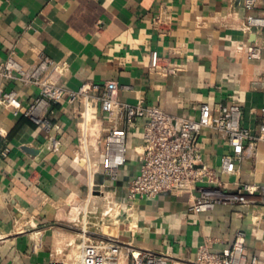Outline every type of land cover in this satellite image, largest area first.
I'll use <instances>...</instances> for the list:
<instances>
[{
  "label": "crops",
  "instance_id": "1",
  "mask_svg": "<svg viewBox=\"0 0 264 264\" xmlns=\"http://www.w3.org/2000/svg\"><path fill=\"white\" fill-rule=\"evenodd\" d=\"M163 14L170 17L166 34L153 23ZM249 16H264V0L252 9L246 0H0V64L14 51L31 71L45 54L54 65H64L62 73L51 75L69 90L115 80L122 102L158 105L190 118L199 117L202 102L215 108L236 103L243 110V125L258 132L264 108V26L247 28ZM253 46L262 48L261 60L249 58ZM154 54L185 67L174 76L154 73L149 68ZM3 87L16 89L24 107L41 91L19 80ZM82 108V99L52 104L46 115L57 128L48 130L24 109L0 105V264H49L57 249L75 251L80 239L72 221L86 213L90 222L99 221L108 195L127 200L128 183L138 173L135 147L143 122L128 128V162L120 179L111 182L100 165L104 142L96 137L88 148L97 164L94 174L75 160ZM94 123L97 135L105 136L108 122ZM200 145L205 160L218 167L227 152L221 137L205 129ZM237 167V176L229 180L238 177L263 191L264 142ZM190 207L185 190L137 199L119 237L170 255L179 264H196L201 244L221 252L243 228L247 254L264 264V192L249 206L219 204L199 214Z\"/></svg>",
  "mask_w": 264,
  "mask_h": 264
},
{
  "label": "built area",
  "instance_id": "2",
  "mask_svg": "<svg viewBox=\"0 0 264 264\" xmlns=\"http://www.w3.org/2000/svg\"><path fill=\"white\" fill-rule=\"evenodd\" d=\"M256 1L246 0V8L252 9ZM169 19L165 14L157 16L154 26L166 34L170 30L167 27ZM251 26H264V16H249L247 28ZM248 55L252 60H261L262 48L253 46ZM163 59L154 54L150 70L162 76H174L185 67ZM62 68L64 65H54L49 56L43 54L33 70H25L12 51L0 64V105L13 107L16 111L24 109V114L35 123L53 130L57 125L47 117V109L64 98L71 103L82 99L83 108L79 112L82 134L75 160L85 162L90 175L94 174L97 164L93 163L88 148L91 139L96 137L98 142H104L100 165L111 182L120 179L121 170L128 162V128L143 122V132L140 144L135 147L138 173L128 183L127 200L106 196L107 206L99 221L90 222L87 213L82 220H77L82 221L83 226L79 228L80 241L76 250L57 249L49 264H179L170 255L138 248L120 239V226L132 216L137 199L185 190L190 194V210L196 214L213 211L219 204L249 206L262 199L264 190L260 191L255 184L241 183L238 177L234 181L229 178L237 176V163L252 157L256 144L264 142V108L259 131L253 132L243 125V110L236 103L215 108L208 102H202L198 118L178 116L158 105L122 102L118 98L119 83L115 80L107 81L102 87L88 82L78 90H69L59 85L51 75L54 70L62 73ZM14 80L41 86L40 93L29 101L27 107H24L16 89L3 87L4 82ZM92 91H99V94L94 95ZM100 119L109 124L104 128L105 136L97 135L94 122ZM205 129L215 131L227 148L218 167L204 158L200 136ZM89 224L98 228L92 230ZM104 226H107L106 230ZM246 250L247 231L239 228L233 244L221 252L215 251L211 244H201L194 262L259 264V257L249 256Z\"/></svg>",
  "mask_w": 264,
  "mask_h": 264
},
{
  "label": "rangeland",
  "instance_id": "3",
  "mask_svg": "<svg viewBox=\"0 0 264 264\" xmlns=\"http://www.w3.org/2000/svg\"><path fill=\"white\" fill-rule=\"evenodd\" d=\"M78 219V218H77ZM80 220H82V218H80ZM94 223H96V221L94 222ZM72 224L73 225H75V229L77 230V231H80L79 230V228L81 227V226H83L82 224V221L81 222H78L77 220L76 221H72ZM89 226H90V229H92V230H96L97 228H98V226L97 225H93V224H89ZM104 229L106 230L107 229V226H104ZM108 229H109V227H108ZM99 231V230H98Z\"/></svg>",
  "mask_w": 264,
  "mask_h": 264
}]
</instances>
